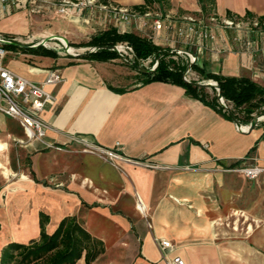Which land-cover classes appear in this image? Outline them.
Here are the masks:
<instances>
[{"label": "crops", "instance_id": "0c3cea01", "mask_svg": "<svg viewBox=\"0 0 264 264\" xmlns=\"http://www.w3.org/2000/svg\"><path fill=\"white\" fill-rule=\"evenodd\" d=\"M111 1L147 5L144 0ZM37 3L39 10L34 12L36 5L30 2L0 5V36L25 49L36 48L33 43L51 35L83 44L112 25L96 10L60 12L51 2ZM152 4L173 15L203 17L213 7L222 16H264V0H212L206 9L200 0ZM130 31L137 33L135 27ZM217 35L215 46L225 51L200 54L196 64L264 85L260 57L252 59L232 40L231 31L217 30ZM172 36L162 29L152 42L170 48ZM5 50L0 62L27 79L43 82L49 68L58 69L63 79L47 85L56 101L41 114L49 126L42 140L27 139L16 120L0 113L4 163L13 139L23 140L17 170L0 161L8 169L5 173L0 167L7 179L0 189V255L8 242L37 240L43 212L48 216V234L70 215L100 240L103 249L90 264H165L156 243L160 238L172 245L168 259L179 256L184 264H264V225L249 230L254 226L251 216L258 223L264 218L260 215L264 189L258 179L264 173L248 179L232 170L264 166L263 124L239 130L231 118L187 95L181 86L161 81L141 84L140 70L116 59ZM239 123L248 124L243 119ZM71 135L103 147L119 142L127 158L168 167L155 170L124 161L111 163L99 154L81 151ZM15 174L16 182H9V175ZM74 264L87 263L82 256Z\"/></svg>", "mask_w": 264, "mask_h": 264}, {"label": "built area", "instance_id": "2783aa9c", "mask_svg": "<svg viewBox=\"0 0 264 264\" xmlns=\"http://www.w3.org/2000/svg\"><path fill=\"white\" fill-rule=\"evenodd\" d=\"M22 1L36 5V8L32 7V12L39 10L37 3L39 1L53 3L60 12L81 11L83 9L96 10L106 15L112 23L111 26L119 32H130L131 28L135 27L138 34L147 37L151 41H155L158 38L159 30L171 31L173 35L170 39L172 46L169 49L171 53L178 54L186 59V68L183 73V79L185 80H190L187 78L188 73L192 70V67L190 69L187 68L190 59L193 63H196V57L207 51H225L224 48L218 50L215 46L218 37L217 30H229L232 32V40L240 43L252 59L260 57L258 67L264 73V21L255 16H239L233 13L228 16H222L213 7H210L203 19L202 17L188 14H161L158 11H154L149 5L137 8L111 0H0V5L3 8H8L10 6H19ZM5 40L11 42L0 36V60L6 53L2 45L7 43ZM52 40L56 39L49 38L44 40L42 38L33 43L32 46L41 43L42 46L49 47V43ZM176 43L180 44V47L175 48ZM115 45L119 52L120 61L129 64L120 56L122 55L143 66L142 62L145 59H137L131 46L126 43ZM91 48L94 49L93 46ZM155 67L156 60L152 62L151 67L148 69L153 70ZM62 79L58 69L49 68L43 82L31 81L13 72L0 62V113L16 120L22 127L27 139L42 140L49 126L41 114L46 105L53 104L56 101V96L47 89V85L61 82ZM217 101L225 110L229 109L223 97L217 99ZM243 127L246 128V125L237 126L239 130H244ZM70 138L80 144L81 151L99 154L111 163L117 164L119 161H124L155 170L168 167L150 163L146 160L127 158L121 153L122 145L119 142H115L112 147H103L79 135H71ZM19 142L22 143L23 140H19ZM45 144L46 146L63 150L62 146H56L48 142H45ZM232 170L243 174L248 179H253L264 173V166L250 164ZM138 206L143 217H146L144 206L141 202L138 203ZM147 224L150 226L149 223ZM156 243L165 260V264H184L183 259L179 256H173L169 259L166 256L168 250L172 248L169 240L160 238Z\"/></svg>", "mask_w": 264, "mask_h": 264}, {"label": "trees", "instance_id": "16d2710c", "mask_svg": "<svg viewBox=\"0 0 264 264\" xmlns=\"http://www.w3.org/2000/svg\"><path fill=\"white\" fill-rule=\"evenodd\" d=\"M153 1L156 0H144V4L149 5ZM200 1L203 3L204 9L208 5H212V0ZM142 6L134 7L141 8ZM247 16L253 15L247 14ZM258 18L264 21V16H259ZM118 43H126L131 46L137 59L152 57V62L158 59L157 65L153 70L147 72L139 71L138 79L141 84L152 81L176 84L181 86L187 95L201 100L227 118L237 119L238 122L243 119L249 123L256 110L257 113L264 114V85H260L245 76H227L210 72L193 63L192 69L203 79L215 80L224 100L233 104L228 112L218 103L216 93L210 96L205 91V87L194 84L197 80L186 81L183 79L186 65L175 60L173 58L174 54L170 52L169 48H162L138 33L132 31L119 32L113 26H109L92 35L83 44H78V46L97 47L95 51L87 52L81 58L108 61L118 57V54L110 49L111 46ZM2 45L7 49H21L24 52L33 54L56 56V52L53 49L42 45L27 49L20 48L14 43ZM130 66L134 67L133 65ZM237 110L244 113L242 118L238 115ZM47 220L48 216L40 212L39 238L37 240L30 239L27 243L8 242L1 249L0 264H74L82 256H84L86 263L90 264L102 251L100 240L89 234L75 216L69 215L61 218L50 234L45 231Z\"/></svg>", "mask_w": 264, "mask_h": 264}, {"label": "rangeland", "instance_id": "374dc122", "mask_svg": "<svg viewBox=\"0 0 264 264\" xmlns=\"http://www.w3.org/2000/svg\"><path fill=\"white\" fill-rule=\"evenodd\" d=\"M151 7H152V9L154 10V11H158V12H160L161 14H164V10H163V8H159L158 6H157V4H152L151 5ZM205 15L206 14H204V16L202 17L203 19H204V17H205ZM196 17V16H195ZM52 41H56V40H52ZM52 41H50V42H52ZM50 45H49V47H46V48H49V49H53L55 52H56V54H58V55H69L66 51H65V49H64V47H62V45L57 41V43L55 44H51V43H49ZM69 44V48H68V50L69 51H71V52H76V53H78V52H85L86 50H87V48L88 47H90V46H86V45H84V46H78V44H76V43H68ZM159 46H161L162 48H167L166 46L167 45H165V43H159L158 44ZM175 48H178V47H180V44H178V43H176L175 44V46H174ZM71 57H76V56H72V55H70ZM173 58L175 59V60H178V61H180V62H183L185 65H186V59L184 58V57H182V56H180V55H176V54H174L173 55ZM116 60H118L117 62H120V63H123V64H126V63H124L123 61H120V58L119 57H117V58H115ZM152 60H153V58L152 57H149V58H146L142 63H143V66L145 67V68H150L151 67V65H152ZM187 78L188 79H190V80H197V81H203V80H208V79H203V78H201L200 77V75L195 71V70H191L189 73H188V75H187ZM138 81H139V79H138ZM137 82V80L136 81H133L132 83H136ZM205 91L211 96V95H214L215 94V89L213 88V87H205ZM226 103L228 104V106H229V108H232V106H233V104L231 103V102H227L226 101ZM237 113H238V115L240 116V118H242L243 117V115H244V113H242V111H239V110H237ZM253 117H258V119H257V123L258 124H263L264 125V114H260V113H257V110L253 113V115H252ZM244 125H247V124H244ZM19 149H20V143H19V140L18 139H13V141L10 143V145H9V148H8V153H7V162L6 163H4V160L1 158V156H0V161L1 162H3L5 165H6V167H8V168H11V169H13V170H17L18 169V167H19V165H21V159L23 158V157H20V162H19V154H18V152H19ZM4 172H5V170H4ZM10 176V180H9V182H11V181H14V182H16V179H17V176H16V174L14 175V176H11V175H9ZM261 182H260V187H262L263 189H264V174L263 175H261V176H259V178H258ZM7 179L5 178V175H4V173H3V169L2 168H0V189L3 187V182H5ZM263 192H264V190H263ZM263 203H264V198H263ZM261 213H262V217H264V210H262V211H260V215H261ZM252 223H254V226L251 224L250 225V232H253V230H255V229H257L259 226H261V225H264V218L260 221V223H258L259 221H257V220H255L254 219V217H252L251 216V220H250ZM257 224H260V225H257Z\"/></svg>", "mask_w": 264, "mask_h": 264}, {"label": "water", "instance_id": "95a60500", "mask_svg": "<svg viewBox=\"0 0 264 264\" xmlns=\"http://www.w3.org/2000/svg\"><path fill=\"white\" fill-rule=\"evenodd\" d=\"M56 39L58 40L61 45L64 47L65 51L69 54V55H72V56H76V57H82L84 54H86L87 52H92V51H95L97 49L96 46H93L94 49H92L90 46L89 48H87V50L85 52H78V53H72L71 51L68 50V48L70 47L68 42L66 40H64V38L62 36H59V35H51V36H48L46 38H43L44 40H48V39ZM6 41V40H5ZM7 43H13V42H8L6 41ZM16 45H21V44H17L15 43ZM41 45V43H38L36 46H39ZM111 50L115 51L117 54H119L117 48H116V45H113L110 47ZM123 59H125L129 64L135 66L138 70L142 71V72H147V71H150L152 69H147L145 68L144 66H141L137 63H135L134 61L120 55ZM157 62H158V59H156V65H157ZM192 60L190 59L189 60V63H188V66L187 68L190 69L192 67ZM185 80V79H184ZM186 81H189V80H186ZM195 85L197 86H203V87H213L215 89V93H216V97L217 99H220L222 97L221 95V92H220V89L217 85V82L213 79H208V80H203V81H195L194 82ZM227 111L229 112V109H227ZM258 117H253L252 120L246 125V128L244 130H249V129H252L253 126L255 125L256 121H257ZM232 120L235 122L236 126H239L241 127V124L238 122L237 119L235 118H232Z\"/></svg>", "mask_w": 264, "mask_h": 264}, {"label": "bare ground", "instance_id": "6f19581e", "mask_svg": "<svg viewBox=\"0 0 264 264\" xmlns=\"http://www.w3.org/2000/svg\"><path fill=\"white\" fill-rule=\"evenodd\" d=\"M0 147H3V144H0ZM0 167H2L5 170V173H8V169L0 162Z\"/></svg>", "mask_w": 264, "mask_h": 264}]
</instances>
